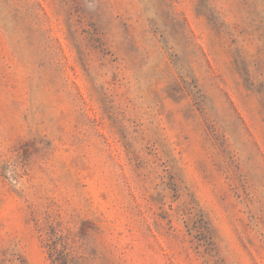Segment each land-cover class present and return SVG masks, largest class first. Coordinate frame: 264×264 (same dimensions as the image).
Instances as JSON below:
<instances>
[{
	"label": "rangeland",
	"instance_id": "1",
	"mask_svg": "<svg viewBox=\"0 0 264 264\" xmlns=\"http://www.w3.org/2000/svg\"><path fill=\"white\" fill-rule=\"evenodd\" d=\"M0 264H264V0H0Z\"/></svg>",
	"mask_w": 264,
	"mask_h": 264
}]
</instances>
